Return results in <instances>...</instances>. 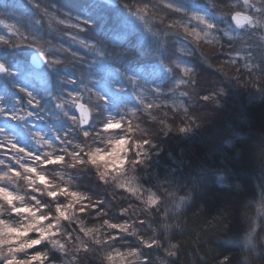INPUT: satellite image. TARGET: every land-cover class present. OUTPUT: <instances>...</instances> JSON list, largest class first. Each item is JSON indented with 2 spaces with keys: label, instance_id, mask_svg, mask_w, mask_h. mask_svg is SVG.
<instances>
[{
  "label": "snow or ice",
  "instance_id": "6c2138e0",
  "mask_svg": "<svg viewBox=\"0 0 264 264\" xmlns=\"http://www.w3.org/2000/svg\"><path fill=\"white\" fill-rule=\"evenodd\" d=\"M0 8V264H185V255L190 264H247L254 230L264 231V182L257 216L245 215L247 232L228 241L238 245L237 255L202 249L199 238L189 253L175 239L185 230L180 216L187 197L175 201L171 178L158 179L153 191L127 172L131 165L147 174L159 150L148 133L134 138L139 125L133 121L140 113L153 121V112L167 116L169 101L178 107L177 92L214 101L227 81L264 97V0L223 8L216 0H80L75 15L59 0H5ZM201 40L219 45L220 55L228 45L218 68L223 79L210 88L188 59ZM145 53L148 61L141 59ZM179 107L180 125L160 120L168 133L199 126L191 105ZM85 177L99 191L86 187ZM115 189L140 204L112 203ZM218 223L227 228L223 219ZM146 224L150 236L141 231Z\"/></svg>",
  "mask_w": 264,
  "mask_h": 264
},
{
  "label": "trees",
  "instance_id": "16d2710c",
  "mask_svg": "<svg viewBox=\"0 0 264 264\" xmlns=\"http://www.w3.org/2000/svg\"><path fill=\"white\" fill-rule=\"evenodd\" d=\"M141 59L148 61L149 54L145 53ZM201 83L202 86L207 84L206 80H202ZM168 86L171 87V85ZM250 97L253 98H250L249 102L242 100L243 102L237 103L232 107L234 109L228 111L217 108L213 104L199 107V117L206 134L204 133L203 138H187L191 142H188L190 148L182 164L176 167L180 181L177 180L178 195L174 193L176 202H179V197H187L181 207L180 216L185 230L183 232L177 230L175 239L184 241L189 253L195 247L194 241L199 238L202 249L237 255L238 245L228 241L235 239L237 235L243 236L247 232L248 221L245 215L257 216L260 203L259 185L264 182V169L261 166V162L264 161V97H261L254 89L251 90ZM178 98L186 107L192 105L193 99L187 100L180 97L179 92L176 94L175 101ZM171 107L172 102L169 101V108ZM173 112L168 111L167 114L173 115ZM154 115L159 119L164 114L155 113ZM133 123L139 125V129L149 128L145 131L159 130L154 127L151 117L144 113L138 114ZM219 128L223 132L221 135L229 133L230 140L223 141V146L218 152L211 139L216 134L215 130ZM212 129L214 131L211 134ZM159 135L156 138L157 142L160 141ZM164 136L172 142L181 141L178 132L177 134L172 132V136L169 132ZM48 174L52 175L53 170L50 169ZM82 179L86 187L99 191L90 178ZM106 190L111 194L114 184L107 186ZM169 191L173 192L172 189ZM115 193L117 199L112 201L114 204L123 203L124 206L128 203L134 206L140 204V201L130 197V194L124 190L115 189ZM108 198L111 200V195ZM172 201V197H167L164 204L171 208ZM153 216L155 217L156 213H153ZM214 217L217 219L214 220ZM220 219L227 224V228L218 223ZM202 230L207 233L206 236L203 235ZM141 231L149 236L152 234L147 224ZM261 235H264V231L256 230L255 239L259 241ZM127 240L130 244L135 243L133 237H128ZM232 250L235 251L229 252ZM209 254L211 256L214 253L210 251ZM184 259L185 264H190L192 257L185 255Z\"/></svg>",
  "mask_w": 264,
  "mask_h": 264
},
{
  "label": "rangeland",
  "instance_id": "374dc122",
  "mask_svg": "<svg viewBox=\"0 0 264 264\" xmlns=\"http://www.w3.org/2000/svg\"><path fill=\"white\" fill-rule=\"evenodd\" d=\"M118 1L120 3L128 2V0H118ZM227 1L228 0H216V3L218 4L219 7L223 8L225 4L227 3ZM4 2L5 0H0V5H3ZM8 2L10 4H14L17 2V0H8ZM229 2L236 3L237 0H229ZM59 4H63L67 7H71L73 10V15H75L77 12L80 11V8H79L80 0H59ZM4 12L5 10L3 8H0V15H3ZM220 27L223 28V25H221ZM257 36H259V34H257ZM52 38L56 41L64 43L65 45L70 43L69 39L63 36H53ZM136 42L139 46L140 45L143 46L146 43L144 39H141L138 37L136 38ZM222 43L224 42L222 41ZM195 44L196 42L193 41V46H195ZM73 47H75V45H73ZM227 49H228V45L227 43H224L225 54L220 55L219 45L207 44L203 40L199 42L198 49L188 59L191 61L192 65L196 67L197 79H199L200 83L202 82V80H206L207 82L206 86L210 88L213 83H216L223 79V73L218 71V68L220 65L223 64L224 60H226L227 58L226 56ZM18 50L19 49H12V51H18ZM201 52H203L204 55H201ZM22 54L27 55V50H24ZM205 56H207V59H205ZM242 64H243V61L241 62V65H240L241 71L243 72L244 70L242 68ZM223 67H224V71L228 72L229 75L234 74L233 66L224 64ZM247 79H248L247 73L244 72V75L242 76V80H247ZM222 86L226 88V91L223 94V97L218 98L220 100V104L218 106L216 103L212 101L202 102L196 98L193 99L192 105L190 107V112H194L198 116V120H197V123L199 124L198 127L192 129V131L187 132V133H179L181 141L173 140L175 142H172V140L167 138V136L165 137L164 135H159L160 141L157 142V147L159 150L156 151L154 155H152L150 160L148 161L149 167L146 170L147 174H145L142 169L137 168L133 172L128 171L127 176L129 178L132 176L137 177L138 183L143 184L145 188H152L153 191H157V188L155 187V185L158 179L163 181V180L171 178L173 180V183L176 185V187L172 188V190L174 193L176 192L175 193L176 195H178L177 192L179 191V186L177 185L178 183L177 180L178 181L180 180L178 178V170H176V167L177 165L178 166L181 165L182 161H184V158H186L187 156L188 149L190 148L189 147L190 144L188 143L190 141H188L189 139L187 138H192V137L203 138V135L205 133L204 132L205 127L201 123V119L199 117V112H198L199 107L202 105H206V104H213L217 108L228 111L230 109H234L232 107L235 106L237 103L239 104V102H243L242 100L249 102L250 98H253V97H250V93L252 90L251 87H248V88L243 87L242 89V86H237L235 85L234 82L229 84L227 81H225ZM37 87H39L38 83H37ZM183 90L184 89L182 88L181 91ZM203 94L205 93L202 92L201 95ZM177 101L176 102H177L178 107H175V108L171 107L172 109L171 111H174L172 113L173 115L167 114V116L165 117L164 115H162L161 118L153 121L154 127L156 129L164 128L163 125H161L160 120H164L165 124L170 125L173 128L180 125L181 122L184 121V113H183L182 107H179V105H183V102H181L179 98L177 99ZM183 107H186V106L183 105ZM155 113L157 115L159 114L157 112H153V115ZM141 129L148 130L149 128L145 129L144 127L143 128L141 127ZM213 131L214 129H212L211 134L213 133ZM215 131H216V134L212 137L211 141L216 146L215 147L216 151L219 152V150H221L220 147L223 146V141L227 142L230 140V135L229 133H224L223 135H221L223 132L222 130L220 131V128L219 130H215ZM175 133L177 134V132ZM137 134H138V130H137ZM170 135L172 136L171 131H170ZM127 158L131 159L132 154L129 153ZM128 167L131 168V165H129ZM160 191L162 192L163 190L161 189ZM145 195L147 194L145 193ZM258 230L259 228L257 229V231Z\"/></svg>",
  "mask_w": 264,
  "mask_h": 264
},
{
  "label": "clouds",
  "instance_id": "9594fccd",
  "mask_svg": "<svg viewBox=\"0 0 264 264\" xmlns=\"http://www.w3.org/2000/svg\"><path fill=\"white\" fill-rule=\"evenodd\" d=\"M12 49H15V48L10 45L9 46V50H12ZM220 86H222V85H220ZM223 94L218 95L217 97H215L214 101H212V102L216 103L217 106H218L220 104V100L218 98L219 97H223ZM137 130L133 133V136L136 139H142L144 137L145 133H148L153 138H157V136L159 134H163V135H167L168 134V132H166L164 128L159 129V130L154 131V132L153 131H145L144 129H139V134H137ZM135 170L130 168L129 172H133ZM255 234H256V230H254V238H253V241H252V246H254V251L251 253L250 258L247 261V264H264V252L261 251V249L264 248V235H261L260 238H259V241H257L255 239ZM240 260L243 261V255L240 256Z\"/></svg>",
  "mask_w": 264,
  "mask_h": 264
},
{
  "label": "water",
  "instance_id": "95a60500",
  "mask_svg": "<svg viewBox=\"0 0 264 264\" xmlns=\"http://www.w3.org/2000/svg\"><path fill=\"white\" fill-rule=\"evenodd\" d=\"M119 2V1H118Z\"/></svg>",
  "mask_w": 264,
  "mask_h": 264
}]
</instances>
